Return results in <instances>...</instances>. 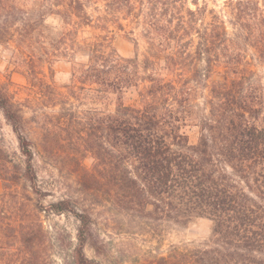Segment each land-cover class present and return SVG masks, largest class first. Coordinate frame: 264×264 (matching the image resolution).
<instances>
[{
  "label": "trees",
  "instance_id": "trees-1",
  "mask_svg": "<svg viewBox=\"0 0 264 264\" xmlns=\"http://www.w3.org/2000/svg\"><path fill=\"white\" fill-rule=\"evenodd\" d=\"M51 1L5 15L0 40L14 43L17 64L33 79L45 66L83 53L87 64L73 76L96 93L100 105L113 103V112H96L92 168L80 156L72 158L79 186L142 219L181 228L196 219L210 221L207 239L192 249L177 248L161 264H264V90L247 60L252 50L264 64V5L227 0L205 20L206 8L195 3L192 10L186 0H115L128 11L110 20L143 26L144 53L124 57L111 32L80 35L94 29L83 1ZM52 17L55 27L47 24ZM129 40L137 48L138 40ZM127 95L135 99L126 103ZM0 111L23 158L16 181L30 189L16 195V223L0 226V264H53L43 211L73 216L72 264H92L84 254L94 236L86 209L68 199L46 209L30 203L32 195L42 196L32 145L20 106L2 86ZM74 123L80 125L79 119ZM185 127L198 129L196 144H189Z\"/></svg>",
  "mask_w": 264,
  "mask_h": 264
},
{
  "label": "rangeland",
  "instance_id": "rangeland-1",
  "mask_svg": "<svg viewBox=\"0 0 264 264\" xmlns=\"http://www.w3.org/2000/svg\"><path fill=\"white\" fill-rule=\"evenodd\" d=\"M41 1L0 0V23L5 15L16 9L36 11ZM81 1L86 5L83 11L94 21L91 24L94 29L85 28L88 32L81 33V36L91 37L94 33L111 32L115 49L121 56L144 53L146 45L139 37L142 25L129 21H119L118 24V21L110 20L112 17H125L128 9L124 2ZM225 1L186 0V5L192 10L196 9L195 3L204 6L207 20V12L210 9L222 11ZM257 1L264 5V0ZM57 9L61 8L53 7V10ZM47 24L55 27L58 21L52 17L47 19ZM130 31L132 35L127 34ZM129 38L138 40L137 48ZM15 51L14 43L0 40V86L8 91L22 110L25 122L23 133L32 145L37 184L42 192L40 199L32 195L30 203L46 209L53 202L68 199L75 208L86 209L91 215L94 236L86 243L84 254L92 264H161L162 257H167L177 248L192 249L208 238L211 223L207 219H196L186 228L142 219L117 207L101 192L83 190L73 171L75 160L72 158L80 156L82 165L87 169L92 168L95 148L91 147L98 142L94 131L96 112L105 108L106 112L111 113L114 105H100L96 93L91 89L89 91L90 87L83 84V80L77 81L73 76L76 75L74 70L78 65L87 64L83 53L62 58L50 68L45 66L37 78L33 79L17 64ZM247 60L254 72V81L259 82L264 90V64L258 61L252 50L247 52ZM91 88L96 89L95 86ZM203 97V94L198 96V103H201ZM133 99L135 95H127L124 101L127 103ZM262 114L264 117V109ZM77 119L80 125L74 123ZM183 131L189 144L197 143V128L185 127ZM22 162L17 139L0 111V226L16 223L20 201L16 195L20 197L21 193L30 191L27 185L24 189V183L16 181ZM7 177L12 180L11 183L4 180ZM41 219L53 243V264H72L71 253L76 245L77 221L70 214L55 215L44 211L41 212ZM57 237H62L64 242H59Z\"/></svg>",
  "mask_w": 264,
  "mask_h": 264
}]
</instances>
